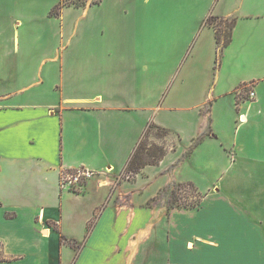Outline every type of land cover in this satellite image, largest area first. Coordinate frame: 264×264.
I'll list each match as a JSON object with an SVG mask.
<instances>
[{
    "label": "crops",
    "instance_id": "obj_1",
    "mask_svg": "<svg viewBox=\"0 0 264 264\" xmlns=\"http://www.w3.org/2000/svg\"><path fill=\"white\" fill-rule=\"evenodd\" d=\"M225 1L199 23L201 31L208 17L231 19L243 10L232 31L236 49L216 72L222 91L173 108L192 112L189 133L181 139L166 129L178 138L176 147L132 180L122 178L123 169L144 128L131 116L128 129L123 116L140 109L113 100L121 85L108 76L101 77L106 94L83 91L93 68L111 66L103 49H75L74 60L61 54L45 71L41 60L37 80L29 50L24 61L0 64V264H264V0H242L222 13ZM181 14L172 16L173 26ZM119 47L106 50L115 55ZM250 86L254 98L243 99L241 87ZM207 146L215 151L201 177L190 175L193 158ZM77 169L95 175L82 192L62 188L61 174ZM152 177L154 192L138 200ZM188 183L197 205L174 208L158 198Z\"/></svg>",
    "mask_w": 264,
    "mask_h": 264
},
{
    "label": "rangeland",
    "instance_id": "obj_2",
    "mask_svg": "<svg viewBox=\"0 0 264 264\" xmlns=\"http://www.w3.org/2000/svg\"><path fill=\"white\" fill-rule=\"evenodd\" d=\"M210 1L102 0L100 6L91 7L87 14L83 10L64 8L56 17L52 10L60 0H0V64L24 61L29 50V60L34 68L30 75L33 80H37L41 60L45 59V71L52 64L56 66L61 54L63 58L69 56L70 60H74L77 55L71 53L75 49L87 50L94 46L96 50L103 49V55H107L104 59L111 62V66L107 69L99 65L93 68L95 78H91L90 84L83 87L84 93L88 96L106 94L108 89L101 77L106 79L108 76L111 83L121 85V96L113 100L118 99L122 105H135L140 109L136 114L123 116L128 129L132 124L131 116L138 117V130L141 125L145 129L148 123L158 122L165 129L176 131L182 139L183 135L189 133L188 119L192 112L173 108L193 106L210 94L217 96L222 91L221 86L215 87L217 69L229 63L233 49H236L235 45L230 44L220 49L212 30L217 29L223 40L230 20H237L236 17L243 10H239L231 19H205L200 31L201 16L213 9L217 0L211 5ZM240 2L242 0H227L220 6V12L224 13V8L233 10ZM180 12L185 18L181 14L180 25L174 23L173 26L172 16ZM194 28L196 31H193ZM198 40H203L200 48H197ZM109 46L120 47L114 55L106 50ZM123 63L127 64L123 66ZM71 77H74L72 72ZM241 89L245 90L243 87ZM163 94H166L165 97ZM235 97L239 103L237 94ZM225 101L224 108H230V103ZM157 105L158 111H150ZM147 142H163L169 151L176 147L178 138L171 132L165 139L160 138L156 130L152 129ZM195 143L192 144L193 148ZM214 151L212 146L199 150L188 173L201 177L204 160ZM115 178L117 181L121 176ZM157 182L158 179L154 177L146 184L145 179L139 180L138 188L144 184L146 187L141 194L138 193V200L139 197L150 196ZM166 193L165 196L162 192L158 195L159 199H166L165 206H194L198 201L197 193L187 186L176 189L174 204L171 192Z\"/></svg>",
    "mask_w": 264,
    "mask_h": 264
},
{
    "label": "trees",
    "instance_id": "obj_3",
    "mask_svg": "<svg viewBox=\"0 0 264 264\" xmlns=\"http://www.w3.org/2000/svg\"><path fill=\"white\" fill-rule=\"evenodd\" d=\"M100 3H101V0H60L58 5H56L53 8L52 14L54 16L58 17L60 11L64 8L85 9L88 6L89 7L97 6ZM206 20L210 21V20H212V18L208 17ZM235 22H236L235 19L230 20L229 25H227L228 26V32L224 34L223 40L220 38V35L218 34V30L214 29V40L220 49L227 47L231 43L232 31H233V28L235 26ZM210 24H212V22ZM244 91L245 90H243L240 94H241L243 99H248V96L246 94L248 90H246L245 91L246 93L243 94ZM152 129L156 130L158 135H160V138L165 139L169 135V132L165 128H162V127L154 124L153 122L148 123L147 126L145 127L144 131H143V134H142L140 140L138 141V143L136 144V146L132 150V152H131V154H130V156H129L126 164H125V167L123 169V177L125 179H128V180L134 179V177L136 175L140 174L142 172V170L148 166H158L160 164V162L162 161V159L167 154L168 149L166 148V145L163 142L160 144H158V143L149 144L147 142V136L149 134V131ZM202 139H203V137H200L196 141L195 144L200 143L202 141ZM174 148H175V146L172 149H174ZM68 173H72V172H68ZM186 186L188 188H192V190L194 192H196L195 187L191 183L177 184L174 186L173 190L171 191L172 204H174L173 201H176L175 200L176 199V197H175L176 189L178 187H186ZM181 190H182V188H181ZM198 202H199V199H198L197 203ZM195 205H197V204H195ZM168 206L174 207V208L192 207V206H182V205H168Z\"/></svg>",
    "mask_w": 264,
    "mask_h": 264
},
{
    "label": "built area",
    "instance_id": "obj_4",
    "mask_svg": "<svg viewBox=\"0 0 264 264\" xmlns=\"http://www.w3.org/2000/svg\"><path fill=\"white\" fill-rule=\"evenodd\" d=\"M248 100L254 98V92L252 86L249 87L247 91ZM242 115L238 116V122L241 123L243 121ZM95 174L92 171H88L85 169H78L73 171L72 173H62L60 178V186L63 188H67L72 192H82L84 187V182L86 179H90Z\"/></svg>",
    "mask_w": 264,
    "mask_h": 264
}]
</instances>
